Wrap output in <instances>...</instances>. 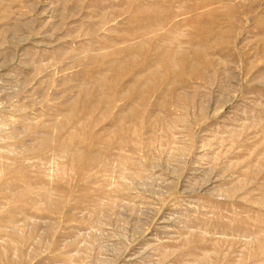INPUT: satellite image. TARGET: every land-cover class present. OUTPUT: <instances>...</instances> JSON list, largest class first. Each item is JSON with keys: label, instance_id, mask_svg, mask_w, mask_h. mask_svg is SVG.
<instances>
[{"label": "rangeland", "instance_id": "1", "mask_svg": "<svg viewBox=\"0 0 264 264\" xmlns=\"http://www.w3.org/2000/svg\"><path fill=\"white\" fill-rule=\"evenodd\" d=\"M0 264H264V0H0Z\"/></svg>", "mask_w": 264, "mask_h": 264}]
</instances>
